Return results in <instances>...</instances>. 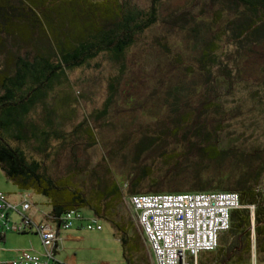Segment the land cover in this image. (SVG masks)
I'll use <instances>...</instances> for the list:
<instances>
[{
  "label": "trees",
  "instance_id": "1",
  "mask_svg": "<svg viewBox=\"0 0 264 264\" xmlns=\"http://www.w3.org/2000/svg\"><path fill=\"white\" fill-rule=\"evenodd\" d=\"M235 1L241 9L233 8L235 16L227 20L225 31L203 40V48L190 44L194 52H201L189 56L195 63L184 66L178 54L173 58L182 65L184 78L170 82L159 98L163 113L154 119L155 127L137 129L134 141L111 150L116 160L118 154L124 160L132 156L127 181L120 184L94 171L83 178V168L70 169L64 177L49 174L46 161L52 141L65 142L69 135L60 130L63 123L47 101L59 86H71L69 72L90 67L100 56L123 68L125 52L136 36L157 21L158 0H152L147 11L126 7L121 0H0V169L6 178L21 193L46 197L59 229L66 214L80 215L81 209L88 208L120 231L117 214L133 195L234 192L241 208L231 212L227 233L238 243L244 238L248 254L255 226L257 262L264 263V146L259 136L249 146L246 142L251 138L242 128L230 129L227 120L237 118L243 108L226 102L249 83L244 68L257 60L247 95L253 97L252 112L264 114V65L260 63L264 62V0ZM229 33L236 56L227 61L234 73L224 64L219 47ZM30 41L34 50L26 49ZM190 77L193 80L188 81ZM113 95L92 119L107 115ZM38 108L45 114L39 118L32 115ZM84 124L76 126L73 134L93 148L99 144L97 135L92 127L84 130ZM260 129L264 131V123L257 124L255 132L260 134ZM122 243L129 254L127 242Z\"/></svg>",
  "mask_w": 264,
  "mask_h": 264
},
{
  "label": "rangeland",
  "instance_id": "2",
  "mask_svg": "<svg viewBox=\"0 0 264 264\" xmlns=\"http://www.w3.org/2000/svg\"><path fill=\"white\" fill-rule=\"evenodd\" d=\"M121 2L126 7H134L143 11H147L152 6V0H121ZM235 4V0H158L157 21L146 31L136 36L134 44L125 52L123 68L121 64L116 65L106 56H100L91 63L90 67L69 72L67 76L71 86H59L49 94L47 101L49 107L55 114L59 115L63 123L60 130L69 135L65 142L52 141L51 157L46 161L49 174L53 177H64L70 169L83 168L86 169V173L82 174L83 178L84 174L94 171L98 172V175L106 181L117 180L118 183L124 184L133 166L132 156L130 159L124 160L122 155L118 154L117 159H119L116 160L115 156L111 155V150L134 141L137 136V129L155 127L154 119L159 118L160 114L163 113V106L158 101L159 98L169 89L170 82L184 78L182 65L177 64L176 59L174 61L173 58L177 57L178 54L185 63L184 66L195 63L194 59H190L189 56L192 54L199 56L201 52L199 50L194 52L193 46L190 44L197 43L198 47L203 48V40L209 41L216 34L225 31L227 20H231L235 16L233 8L241 9ZM216 18L219 20L216 21ZM196 21L200 23L198 27ZM195 29H198V32L194 33ZM229 35L231 33L228 36L224 35L219 47L220 52L224 54L222 57L224 64H227L234 73L233 64L227 61L229 56L230 60L236 56V47ZM165 47L170 52H167ZM26 49L34 50L31 41ZM255 62V64H250V67L246 63L244 68L245 74L250 75L247 81L249 83L244 85L242 90L237 89L238 92L235 91L237 95L233 99L226 100L233 106L242 107L243 113L237 115V118L227 120V122L229 121L231 130L242 128L245 131L246 137L251 138L246 142L249 143V146L258 138L257 136L260 138L258 141L264 146V131L260 129V134L255 132L257 124L264 123V114L263 112H252L254 109L253 97L247 95L249 87L254 82L252 77L256 75V71L253 70H257V65H259L257 60ZM260 63L264 65L263 61ZM187 80L193 79L190 77ZM112 82L116 90L111 89ZM112 93L114 95L107 115L98 121L92 119V116L104 110ZM240 97H243V101H240ZM244 98L249 99V101L245 102ZM32 115L39 118L45 114H43V109L38 108ZM83 122L85 123L84 130L88 131V126L92 127L97 135L99 144L93 148L86 147L87 144L75 138L73 134L74 128ZM251 134H255L254 137H250ZM32 155L39 159L36 155ZM144 164L145 161L141 165ZM78 173L80 172L78 171ZM261 186L264 187V174L262 175ZM0 192L10 194L12 199H17L18 194H21L19 189L6 178L1 169ZM29 193L33 194V203L39 207L38 209L48 210L50 208L49 200L46 197L34 192ZM120 211L123 212L124 219L132 220L136 231L141 236V230L136 222V214L130 208L127 199L121 205ZM91 213L88 208L80 210V214L90 215ZM118 221L120 224L124 222V220L122 222L119 219ZM101 223L107 230L105 233L112 234L105 250L110 255V264H131L129 262L130 255L125 253L122 243L118 240L122 233L118 231L121 236L115 234V229L105 220H102ZM13 224V221L9 222L10 228L13 227ZM225 236L221 239L220 244L228 249V257L224 258V260L228 259L227 264L233 259H244L246 262L249 260L258 261L253 228L251 252L248 254L244 249L246 247L244 238H241V243H238L237 238L230 236L229 239H226ZM17 238L25 240L24 243L18 244L20 247L28 246V236ZM234 247L240 248L232 253ZM138 249V264H147L141 245ZM134 255L135 251L131 253V256ZM2 258L3 255L0 253V264H6L7 262L1 261ZM135 259L132 264H136Z\"/></svg>",
  "mask_w": 264,
  "mask_h": 264
},
{
  "label": "built area",
  "instance_id": "3",
  "mask_svg": "<svg viewBox=\"0 0 264 264\" xmlns=\"http://www.w3.org/2000/svg\"><path fill=\"white\" fill-rule=\"evenodd\" d=\"M127 202L136 214L154 264H188L190 259L196 263L200 253L216 251L221 235L230 229L231 212L241 208L239 195L234 192L133 195ZM33 213L28 198L17 204L10 201L7 194L0 193V231L35 233L44 248L42 256L27 254L11 264H68L55 259L54 249L59 237L51 221H56L52 216L38 221ZM79 217L75 212L66 214L60 228L70 229ZM11 221L14 222L12 228ZM97 224V220H93L88 229H100Z\"/></svg>",
  "mask_w": 264,
  "mask_h": 264
},
{
  "label": "crops",
  "instance_id": "4",
  "mask_svg": "<svg viewBox=\"0 0 264 264\" xmlns=\"http://www.w3.org/2000/svg\"><path fill=\"white\" fill-rule=\"evenodd\" d=\"M7 195L9 196L10 201L17 204L25 201V198H28L30 202H32L34 211L33 214L38 221L45 220L46 217L51 216V207L49 206L50 208H48V210L44 208L41 210L38 209L39 207L33 203V194L31 193L18 194L17 199H12L10 194ZM122 213V211H119V213L117 214V224L121 228L119 232L122 233V236L111 223H108L115 229V234L121 236V238L119 237L120 239L118 240L121 243L123 242V240L127 242V249L129 250L128 252L130 255V263L132 264V262L136 258L135 262L136 264H138L139 258L137 254L139 250L138 248L141 245L143 255L147 259V264H154L153 254L149 248V245L147 244L143 233L141 232L140 236L136 231L135 225L132 220L128 218L124 219ZM118 219L122 222L124 220L123 224H120ZM93 220H97V225L101 227L100 229H96V227H94L93 229H88V226L93 223ZM102 220L104 219L98 218L93 212L90 215L80 214V217L73 221L72 227L67 230H64L62 228L59 229L58 224L51 221V225L57 231L59 237L54 249L55 259L58 262L68 264H110V255H108L105 250L106 247H108L107 244L112 234L105 233V231L107 230L102 225ZM115 234L113 235L115 236ZM224 235H226V239H229V237L231 236L228 233H224L220 237V243ZM22 236H28V241L26 240L28 242L27 247H20V245H18L25 242V240H19L17 238ZM233 250L234 249H232V253H234ZM134 251L135 255L131 256V253H133ZM0 253H2L3 255L1 261L7 262L6 264H11L12 262L18 261L21 257H23L24 253L25 255L36 254L42 256L44 253V248L39 236H37L35 233H25L23 235H18L16 233L5 232L0 235ZM228 254L229 253L227 247H223L221 244H219V247L216 251L200 253L197 257L196 263L192 259H190L188 264H222L223 261H225L224 263L228 261V259L224 260V258L228 257ZM253 261L257 262L256 260H249V262L247 263H237V261L233 259L228 263L248 264L252 263Z\"/></svg>",
  "mask_w": 264,
  "mask_h": 264
},
{
  "label": "clouds",
  "instance_id": "5",
  "mask_svg": "<svg viewBox=\"0 0 264 264\" xmlns=\"http://www.w3.org/2000/svg\"><path fill=\"white\" fill-rule=\"evenodd\" d=\"M252 228L254 229V226H252ZM148 244V243H147ZM220 244V243H219ZM190 261V260H189Z\"/></svg>",
  "mask_w": 264,
  "mask_h": 264
},
{
  "label": "water",
  "instance_id": "6",
  "mask_svg": "<svg viewBox=\"0 0 264 264\" xmlns=\"http://www.w3.org/2000/svg\"><path fill=\"white\" fill-rule=\"evenodd\" d=\"M255 227V226H254Z\"/></svg>",
  "mask_w": 264,
  "mask_h": 264
}]
</instances>
